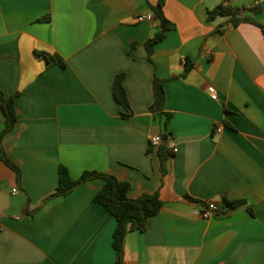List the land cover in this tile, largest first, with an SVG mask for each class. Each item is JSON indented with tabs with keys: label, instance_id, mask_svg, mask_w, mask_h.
<instances>
[{
	"label": "crops",
	"instance_id": "1",
	"mask_svg": "<svg viewBox=\"0 0 264 264\" xmlns=\"http://www.w3.org/2000/svg\"><path fill=\"white\" fill-rule=\"evenodd\" d=\"M158 1L0 0V90L18 92L2 145L21 171L0 160V264H114L116 221L93 201L103 180L46 199L60 164L73 179L126 180L132 198L159 195L120 264H264V31L207 16L226 2L264 24V0L256 14V0H163L174 26L148 56L159 21L135 16ZM117 75L129 115L113 94ZM155 76L165 79L160 111L150 109ZM159 148L170 151L164 166ZM208 199L219 208L204 218Z\"/></svg>",
	"mask_w": 264,
	"mask_h": 264
},
{
	"label": "trees",
	"instance_id": "2",
	"mask_svg": "<svg viewBox=\"0 0 264 264\" xmlns=\"http://www.w3.org/2000/svg\"><path fill=\"white\" fill-rule=\"evenodd\" d=\"M154 18L159 21V30L145 42L148 56L152 53L153 45L161 41L167 30L173 28V22L170 21L163 11V0H159L152 7ZM246 7L234 6L230 3L220 2L216 6L208 9V18H214L217 15L226 17L224 25H237L241 21L252 22L258 25L264 31V24L257 22L251 15L243 13ZM254 14L259 13L261 8L259 5H254L248 8ZM49 64L64 65L63 59L56 53L42 52L40 53ZM190 63H187L189 68ZM164 78L155 76L153 78V103L150 109L153 111L162 110L165 92L163 88ZM18 92L10 96H5L0 90V107L5 116V125L0 132V160H3L10 166L20 178L21 171L19 166L14 163L5 153L2 145V137L8 132L16 121V111L14 100ZM113 94L116 101L123 108V115H129L131 108L122 86V75H117L113 82ZM169 115H167L168 118ZM164 141L166 135H163ZM164 148V146H160ZM160 151V148H159ZM161 161L164 163L170 154V151H160ZM101 178L103 180L102 186L96 191L93 196V201L102 204L115 218L116 225L112 234V244L116 252L114 264H120L123 256V249L125 237L129 231L139 230L143 231L146 228L147 221L150 216L156 214L161 208L162 201L157 193H143L138 197L132 198L128 195L130 184L126 180H120L115 175L108 172L99 171H84L77 179H73L65 165L60 164L58 167V182L55 190L46 199L66 195L77 185L93 179ZM244 200H225V203L231 206L243 203Z\"/></svg>",
	"mask_w": 264,
	"mask_h": 264
},
{
	"label": "built area",
	"instance_id": "3",
	"mask_svg": "<svg viewBox=\"0 0 264 264\" xmlns=\"http://www.w3.org/2000/svg\"><path fill=\"white\" fill-rule=\"evenodd\" d=\"M260 1L261 0H256L254 4L256 5ZM135 18H136L137 21L153 20L154 19V14H153L152 11H149V12H146V13H138L135 16ZM211 97L215 99L217 97V94L215 92H213L211 94ZM217 130L220 131L221 127H218ZM160 139H161L160 135L154 134V135L150 136L149 142H150L151 145H157L159 143ZM12 191L16 192L17 188L14 187L12 189ZM218 208L219 207H218V205L216 204L215 201L208 199V200L205 201L204 206L201 209H199V214H200L201 217L208 218V217L214 215L218 211Z\"/></svg>",
	"mask_w": 264,
	"mask_h": 264
}]
</instances>
